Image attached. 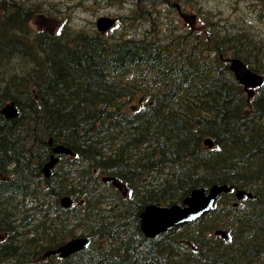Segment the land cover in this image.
<instances>
[{
    "label": "trees",
    "instance_id": "obj_1",
    "mask_svg": "<svg viewBox=\"0 0 264 264\" xmlns=\"http://www.w3.org/2000/svg\"><path fill=\"white\" fill-rule=\"evenodd\" d=\"M139 1L125 21L150 24L152 9ZM208 1L195 4L194 32L173 27L160 40L152 24L130 34L95 23L33 33L31 17L46 9L0 0V108L16 107L12 118L0 112V264H264V79L249 96L221 61L231 51L264 77V32L255 30L264 11L252 21L243 8L218 16ZM50 136L73 154L44 177ZM138 142L146 154L131 151ZM212 183L251 195L230 189L192 221L153 237L139 229L146 204ZM70 235L86 236L85 247L43 255Z\"/></svg>",
    "mask_w": 264,
    "mask_h": 264
},
{
    "label": "rangeland",
    "instance_id": "obj_2",
    "mask_svg": "<svg viewBox=\"0 0 264 264\" xmlns=\"http://www.w3.org/2000/svg\"><path fill=\"white\" fill-rule=\"evenodd\" d=\"M144 1L147 2L149 10L152 9V17L150 19V24L152 25L149 24L150 21L147 22L144 19H139L137 17L133 19V23L129 19H126L125 21V17L131 14L132 8L129 7L132 0H118V3L120 4H114L107 0H27L31 6L35 3H40V7L46 9L47 12V14L44 12H36L31 17L29 26L33 33L45 28L54 29L56 26H62L63 28L71 30H88L90 25L92 27L94 26V20H96V18L100 16H109L116 19L114 24L119 27L118 30H121L123 33L130 34L131 32H140L143 28H146L147 25H150V27L154 28V32L159 31L161 35L160 40L165 39L166 35H168V31L173 27L179 30V32L188 27V31L192 33L194 32L195 27L197 29L200 26V22L196 21V18L198 19V17L196 9H194L195 4L196 7L198 6V0H140L139 4H142ZM212 1L216 2V12L218 16L220 13H230L233 11L234 6L232 3L230 4L231 0ZM205 2L212 3L208 0H205ZM240 4L242 5V3ZM254 13L255 11L252 10V16L247 17L250 21L253 19L255 20ZM132 25L134 26L133 30ZM255 30L258 32H264V20L257 22ZM180 33V35L183 34L182 31ZM231 54L232 52L229 51V53L224 56L225 58H221V61L225 62V59L231 57ZM149 143L152 145L155 152H160V144L157 139L153 140L151 138ZM143 146L144 143L141 144L138 142L136 148L133 147L131 151L136 152L139 156L146 154L142 149ZM49 153H51V151ZM60 157L62 159L55 168L68 163L70 160V155L62 154ZM188 195L189 193L185 194L182 198ZM159 202L165 203L162 200ZM218 228L225 229L224 227H215L211 232L214 233V230ZM215 234L220 235L218 232H215Z\"/></svg>",
    "mask_w": 264,
    "mask_h": 264
},
{
    "label": "water",
    "instance_id": "obj_3",
    "mask_svg": "<svg viewBox=\"0 0 264 264\" xmlns=\"http://www.w3.org/2000/svg\"><path fill=\"white\" fill-rule=\"evenodd\" d=\"M114 22V19L107 16L98 17L96 20V27L100 31H104L109 28ZM228 68L232 71L235 79L241 84L247 94L250 96L254 92V88H257L263 83V76L259 73L249 69L245 63L237 58L232 57L228 59ZM7 117L15 115V110L11 106H6L2 110ZM51 141V139L49 140ZM204 143L211 145L210 138H205ZM53 154L43 164L42 171L44 175H48L49 170L54 166L57 158L54 156L56 153L68 152L69 150L64 147L63 144H56L52 148ZM104 181L110 180L113 185L124 191V184L114 176H104ZM204 188L193 189L189 196L183 199L184 206L170 205L160 206L156 204H149L139 213V228L147 236L153 237L158 231L162 229H171L172 227L188 222L200 214L204 213L211 208L215 196L220 193L229 190V185L222 183L211 184L207 192ZM250 195V192H245L240 189L236 191V196L239 198L243 194ZM69 198L67 196L62 197L61 204L67 206ZM219 232V231H216ZM224 235V232H220ZM86 242L85 237H77L65 242L63 245L56 249H51L45 252L48 254L58 253L60 256H66L79 248L83 247Z\"/></svg>",
    "mask_w": 264,
    "mask_h": 264
},
{
    "label": "flooded vegetation",
    "instance_id": "obj_4",
    "mask_svg": "<svg viewBox=\"0 0 264 264\" xmlns=\"http://www.w3.org/2000/svg\"><path fill=\"white\" fill-rule=\"evenodd\" d=\"M203 1H205V0H198V7L199 8H203ZM239 2L242 3V5ZM231 3L234 6L233 9L243 7L244 12L248 13V15H250L252 10H256V11L263 10L264 11V0H231L230 4ZM263 11H262V13H263ZM259 21H263V18H259ZM50 147H51V144H50ZM127 188L129 190V187H127ZM56 257H60V256L57 255ZM63 257H65V256H63Z\"/></svg>",
    "mask_w": 264,
    "mask_h": 264
},
{
    "label": "bare ground",
    "instance_id": "obj_5",
    "mask_svg": "<svg viewBox=\"0 0 264 264\" xmlns=\"http://www.w3.org/2000/svg\"><path fill=\"white\" fill-rule=\"evenodd\" d=\"M211 16V15H210ZM204 19V18H203ZM206 53V52H205ZM203 55V54H202ZM237 81V80H236ZM237 92V91H236ZM235 92V93H236ZM91 97V96H90ZM165 182H166V180H164ZM160 183V182H159ZM161 188H159V190H160ZM163 190V189H162ZM161 190V191H162ZM166 190V189H165ZM30 207V206H29ZM28 207V208H29ZM31 209V208H30ZM28 214V213H27ZM43 222V221H42ZM47 222V221H46ZM52 227V226H51ZM64 228V227H63ZM54 230V229H53ZM166 230H168V229H162V230H160V231H158L155 235H157V234H159L160 232H163V231H166ZM74 232V231H73ZM57 233V232H56ZM59 234V233H58ZM61 240V239H60ZM26 252V251H25ZM24 257V256H23ZM27 259V258H26ZM30 261V260H29Z\"/></svg>",
    "mask_w": 264,
    "mask_h": 264
}]
</instances>
